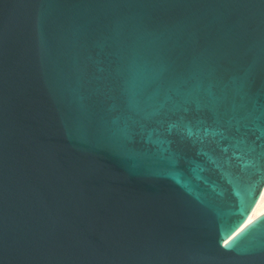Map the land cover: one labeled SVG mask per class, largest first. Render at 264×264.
Returning <instances> with one entry per match:
<instances>
[{"label": "water", "instance_id": "95a60500", "mask_svg": "<svg viewBox=\"0 0 264 264\" xmlns=\"http://www.w3.org/2000/svg\"><path fill=\"white\" fill-rule=\"evenodd\" d=\"M262 110L264 0H0V264H264Z\"/></svg>", "mask_w": 264, "mask_h": 264}, {"label": "snow or ice", "instance_id": "6c2138e0", "mask_svg": "<svg viewBox=\"0 0 264 264\" xmlns=\"http://www.w3.org/2000/svg\"><path fill=\"white\" fill-rule=\"evenodd\" d=\"M185 111H187V109ZM213 124L217 128L223 127L220 120H213ZM253 127L260 131V135L256 138L259 143L254 141L253 144L255 146L250 149L251 162L255 166L264 168V110H262L258 115L253 113L244 114L243 118L236 124L235 127L230 125V130L225 132L227 133L226 135L221 133V138L227 141L235 140L237 143L243 144L247 140V137Z\"/></svg>", "mask_w": 264, "mask_h": 264}, {"label": "bare ground", "instance_id": "6f19581e", "mask_svg": "<svg viewBox=\"0 0 264 264\" xmlns=\"http://www.w3.org/2000/svg\"><path fill=\"white\" fill-rule=\"evenodd\" d=\"M264 212V191L261 193L253 211L251 212L250 216L246 220L245 224L251 222L253 219H255L258 215L262 214Z\"/></svg>", "mask_w": 264, "mask_h": 264}]
</instances>
